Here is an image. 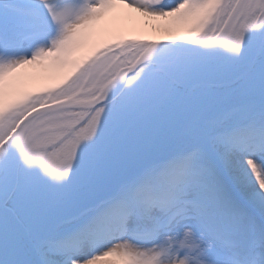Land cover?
Listing matches in <instances>:
<instances>
[{
    "label": "snow or ice",
    "instance_id": "snow-or-ice-1",
    "mask_svg": "<svg viewBox=\"0 0 264 264\" xmlns=\"http://www.w3.org/2000/svg\"><path fill=\"white\" fill-rule=\"evenodd\" d=\"M0 264H264V0H0Z\"/></svg>",
    "mask_w": 264,
    "mask_h": 264
},
{
    "label": "bare ground",
    "instance_id": "bare-ground-1",
    "mask_svg": "<svg viewBox=\"0 0 264 264\" xmlns=\"http://www.w3.org/2000/svg\"><path fill=\"white\" fill-rule=\"evenodd\" d=\"M132 34H134V35H142L145 39H158V40L165 41V42L167 41V36L164 33H151V32L140 33V32H137V33H132ZM22 71L32 72L33 69L29 68V69H25V70H22ZM60 75H61V73L59 72V70H57L55 68L48 69L43 74V77L41 79H39L38 81L30 84L29 87L30 88H34V87L40 86L41 84L55 83Z\"/></svg>",
    "mask_w": 264,
    "mask_h": 264
}]
</instances>
